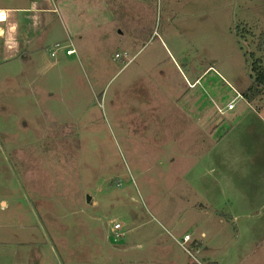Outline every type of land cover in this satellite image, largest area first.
Segmentation results:
<instances>
[{
  "label": "rangeland",
  "instance_id": "obj_1",
  "mask_svg": "<svg viewBox=\"0 0 264 264\" xmlns=\"http://www.w3.org/2000/svg\"><path fill=\"white\" fill-rule=\"evenodd\" d=\"M59 2L53 26L80 31L60 65H0V264H264V231L230 218L264 216V189L208 128L253 84L264 0Z\"/></svg>",
  "mask_w": 264,
  "mask_h": 264
},
{
  "label": "crops",
  "instance_id": "obj_2",
  "mask_svg": "<svg viewBox=\"0 0 264 264\" xmlns=\"http://www.w3.org/2000/svg\"><path fill=\"white\" fill-rule=\"evenodd\" d=\"M0 9L7 11L6 20H4L6 14L0 12L4 14V19L0 20V29L4 30V35L0 36V65H6L13 59L17 58L25 63L33 61L37 63L38 60L40 62L42 60L40 57L45 55L44 48H49L48 50L51 52V57L54 58V60H50L49 65L53 67L60 65L59 59L61 58V51L60 49H55V46L60 45L64 36L73 40L74 36L78 35L76 33L78 31L77 28L74 29L73 27L72 33L74 36H70L63 26H61L63 32L60 28L53 26L57 18L60 19L62 15L63 18L64 16L68 18L66 16L67 11L65 5H63V2H59V0H10V3L5 0H0ZM78 33H80V31H78ZM52 38H56V41L53 43L54 45H49L48 42ZM72 47V44L68 45L66 50ZM74 49L76 51L75 47ZM74 54L67 55L71 56ZM45 70H47V68H45ZM198 79L199 78L191 83V85H195L198 82ZM255 99L259 102L256 110L254 107L238 109V104H236L234 109L229 110L227 104L232 100L230 99L227 104L221 108L223 110L222 112H218L217 110L221 116L212 123L213 125H209L208 128L211 129V132H214L215 126L216 128H219L217 147L222 156V163H229L232 165L233 170L231 171L233 172H236L234 168H245L248 166L246 163H249V165H252L256 171L252 172L251 168V171L249 172L245 168V171L247 172L245 173L246 178H249V180L251 178H259L258 181L261 183V188L264 189V134L250 131L248 132L250 135H248L245 134L244 130L239 132L234 131L236 123H238L242 117L240 115L246 114L247 109H250V111L254 113V120L256 123L264 126V100H259L258 98ZM225 115H228L229 117L226 118ZM236 120L237 122H235ZM240 121L243 123L242 120ZM231 171H228L230 175L226 177L229 178L228 180H218L217 182L222 184L224 182L225 185L223 184V188L226 190L224 193L226 194L228 192L226 194L227 199L229 202L234 203V191L235 189H238V183L233 182V178L235 177ZM249 198L252 199V196ZM258 212L259 211L257 210L247 214L245 211H235V215L230 216V218L233 220L238 219V222L242 223L245 221L250 226L251 233L257 234L259 231H264V216L259 215L260 213ZM243 217L246 218L243 219ZM5 249L6 248L0 249L2 250L0 251V258H5L7 261L11 256V251H5Z\"/></svg>",
  "mask_w": 264,
  "mask_h": 264
},
{
  "label": "trees",
  "instance_id": "obj_3",
  "mask_svg": "<svg viewBox=\"0 0 264 264\" xmlns=\"http://www.w3.org/2000/svg\"><path fill=\"white\" fill-rule=\"evenodd\" d=\"M256 40L258 55L252 66L253 84L243 93L244 98L248 101H252L264 92V31L257 36Z\"/></svg>",
  "mask_w": 264,
  "mask_h": 264
},
{
  "label": "built area",
  "instance_id": "obj_4",
  "mask_svg": "<svg viewBox=\"0 0 264 264\" xmlns=\"http://www.w3.org/2000/svg\"><path fill=\"white\" fill-rule=\"evenodd\" d=\"M57 46H59V45H57ZM75 52H76V51H75V49H74L73 47H72V48H69V49L67 50V54H74ZM241 98H243V96H242L241 94H237V95L235 96V98H233V99L227 104V108H228L229 110L234 109L235 106H236V102H237L239 99H241ZM219 110H220L221 112L223 111L221 108H220ZM115 227H116L115 230L117 231V233H116L117 237L122 236L123 234L120 233V232H118V231L121 229V224L117 223ZM190 237H191V236H190L189 234L185 235V236H184V241L189 240Z\"/></svg>",
  "mask_w": 264,
  "mask_h": 264
},
{
  "label": "clouds",
  "instance_id": "obj_5",
  "mask_svg": "<svg viewBox=\"0 0 264 264\" xmlns=\"http://www.w3.org/2000/svg\"><path fill=\"white\" fill-rule=\"evenodd\" d=\"M0 12L6 14L5 19H4V20H6L7 19V11L4 10V9H0ZM3 35H4V30L3 29H0V36H3Z\"/></svg>",
  "mask_w": 264,
  "mask_h": 264
},
{
  "label": "snow or ice",
  "instance_id": "obj_6",
  "mask_svg": "<svg viewBox=\"0 0 264 264\" xmlns=\"http://www.w3.org/2000/svg\"><path fill=\"white\" fill-rule=\"evenodd\" d=\"M0 19H3V14L2 13H0Z\"/></svg>",
  "mask_w": 264,
  "mask_h": 264
},
{
  "label": "water",
  "instance_id": "obj_7",
  "mask_svg": "<svg viewBox=\"0 0 264 264\" xmlns=\"http://www.w3.org/2000/svg\"><path fill=\"white\" fill-rule=\"evenodd\" d=\"M3 19H4V14H3ZM3 19H0V20H3Z\"/></svg>",
  "mask_w": 264,
  "mask_h": 264
}]
</instances>
